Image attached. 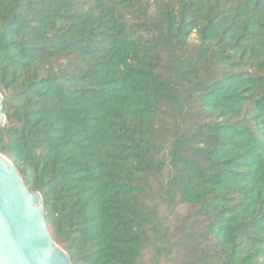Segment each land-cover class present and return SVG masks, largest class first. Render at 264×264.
Instances as JSON below:
<instances>
[{
	"label": "trees",
	"instance_id": "trees-1",
	"mask_svg": "<svg viewBox=\"0 0 264 264\" xmlns=\"http://www.w3.org/2000/svg\"><path fill=\"white\" fill-rule=\"evenodd\" d=\"M0 92L72 264H264V0H0Z\"/></svg>",
	"mask_w": 264,
	"mask_h": 264
},
{
	"label": "water",
	"instance_id": "water-1",
	"mask_svg": "<svg viewBox=\"0 0 264 264\" xmlns=\"http://www.w3.org/2000/svg\"><path fill=\"white\" fill-rule=\"evenodd\" d=\"M0 92V125L5 124ZM0 264H72L53 239L43 198L31 193L15 165L0 154Z\"/></svg>",
	"mask_w": 264,
	"mask_h": 264
},
{
	"label": "rangeland",
	"instance_id": "rangeland-1",
	"mask_svg": "<svg viewBox=\"0 0 264 264\" xmlns=\"http://www.w3.org/2000/svg\"><path fill=\"white\" fill-rule=\"evenodd\" d=\"M185 212H186V210H185Z\"/></svg>",
	"mask_w": 264,
	"mask_h": 264
}]
</instances>
